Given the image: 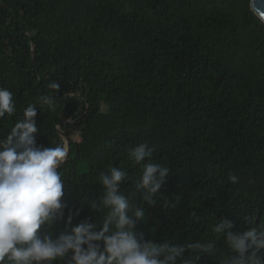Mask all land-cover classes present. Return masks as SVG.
<instances>
[{"label": "trees", "instance_id": "1", "mask_svg": "<svg viewBox=\"0 0 264 264\" xmlns=\"http://www.w3.org/2000/svg\"><path fill=\"white\" fill-rule=\"evenodd\" d=\"M52 80L56 110L37 109L38 144L68 148L73 224L98 223L83 202L99 201L110 165L131 189L141 168L128 152L143 142L170 169L155 205L135 201L145 239L211 243L219 255L221 217L239 229L264 221V22L251 0H0V87L17 106L0 139ZM63 232L58 221L45 234Z\"/></svg>", "mask_w": 264, "mask_h": 264}, {"label": "clouds", "instance_id": "2", "mask_svg": "<svg viewBox=\"0 0 264 264\" xmlns=\"http://www.w3.org/2000/svg\"><path fill=\"white\" fill-rule=\"evenodd\" d=\"M60 86L50 81L46 94L29 104L0 139V264H264V221L239 229L233 220L221 217L211 227L227 249L219 255L211 243H160L137 232L146 212L136 199L155 205L170 178L167 166L153 162L154 150L147 142L129 149V159L141 168L131 189H122L127 171L110 165L99 176V201L83 202L97 214L98 223L85 219L73 224L82 209H68L63 199L66 184L60 168L68 148L37 141V109L55 111L54 94ZM16 111L13 92L0 87V120ZM229 180L236 184L238 177L233 174ZM169 207L175 205L166 202L164 208ZM58 221L65 223L66 232L45 234Z\"/></svg>", "mask_w": 264, "mask_h": 264}, {"label": "water", "instance_id": "3", "mask_svg": "<svg viewBox=\"0 0 264 264\" xmlns=\"http://www.w3.org/2000/svg\"><path fill=\"white\" fill-rule=\"evenodd\" d=\"M251 8L254 13L261 19V13L264 12V0H251ZM260 11H257V9ZM264 22V19H261Z\"/></svg>", "mask_w": 264, "mask_h": 264}, {"label": "rangeland", "instance_id": "4", "mask_svg": "<svg viewBox=\"0 0 264 264\" xmlns=\"http://www.w3.org/2000/svg\"><path fill=\"white\" fill-rule=\"evenodd\" d=\"M58 109V108H57ZM37 141L39 142V139H38V137H37Z\"/></svg>", "mask_w": 264, "mask_h": 264}]
</instances>
